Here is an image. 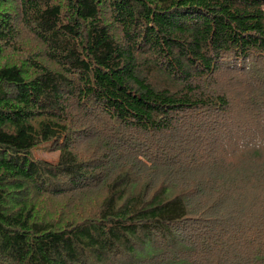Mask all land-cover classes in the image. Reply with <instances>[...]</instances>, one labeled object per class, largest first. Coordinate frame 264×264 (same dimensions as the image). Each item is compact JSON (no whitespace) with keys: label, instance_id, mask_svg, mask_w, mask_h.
<instances>
[{"label":"trees","instance_id":"trees-1","mask_svg":"<svg viewBox=\"0 0 264 264\" xmlns=\"http://www.w3.org/2000/svg\"><path fill=\"white\" fill-rule=\"evenodd\" d=\"M0 264H264V0H0Z\"/></svg>","mask_w":264,"mask_h":264},{"label":"rangeland","instance_id":"rangeland-1","mask_svg":"<svg viewBox=\"0 0 264 264\" xmlns=\"http://www.w3.org/2000/svg\"><path fill=\"white\" fill-rule=\"evenodd\" d=\"M34 155L35 157H37L38 159H45L51 162H55L57 159V151H54V149L52 148V144L50 143V145L45 146L43 145V147H37L34 149Z\"/></svg>","mask_w":264,"mask_h":264}]
</instances>
